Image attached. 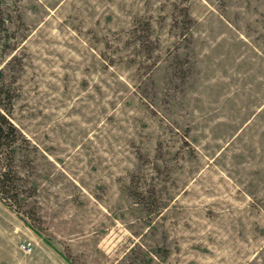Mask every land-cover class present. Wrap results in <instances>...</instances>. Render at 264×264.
I'll return each mask as SVG.
<instances>
[{
	"label": "rangeland",
	"instance_id": "1",
	"mask_svg": "<svg viewBox=\"0 0 264 264\" xmlns=\"http://www.w3.org/2000/svg\"><path fill=\"white\" fill-rule=\"evenodd\" d=\"M0 111V264H264V0H0Z\"/></svg>",
	"mask_w": 264,
	"mask_h": 264
},
{
	"label": "trees",
	"instance_id": "2",
	"mask_svg": "<svg viewBox=\"0 0 264 264\" xmlns=\"http://www.w3.org/2000/svg\"><path fill=\"white\" fill-rule=\"evenodd\" d=\"M17 132L8 116L0 111V194L3 198L9 197L15 182L20 179L19 172L14 168ZM5 157L9 159L7 164L3 163Z\"/></svg>",
	"mask_w": 264,
	"mask_h": 264
},
{
	"label": "built area",
	"instance_id": "3",
	"mask_svg": "<svg viewBox=\"0 0 264 264\" xmlns=\"http://www.w3.org/2000/svg\"><path fill=\"white\" fill-rule=\"evenodd\" d=\"M21 252L29 254L33 251V245L31 242H24L20 245Z\"/></svg>",
	"mask_w": 264,
	"mask_h": 264
}]
</instances>
